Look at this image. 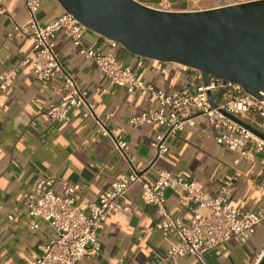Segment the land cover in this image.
Instances as JSON below:
<instances>
[{
    "label": "crops",
    "instance_id": "1",
    "mask_svg": "<svg viewBox=\"0 0 264 264\" xmlns=\"http://www.w3.org/2000/svg\"><path fill=\"white\" fill-rule=\"evenodd\" d=\"M167 11H196L249 0H135ZM65 12L56 0H41L37 12L40 25H46ZM30 18L24 0H0V75L13 70L32 46L22 32ZM54 48L66 71L78 87L87 91V101L107 123L111 133L127 143L128 160L114 149L111 138L97 132L84 108L70 111L57 122L44 113L49 104L60 100L63 90L58 77L42 80L28 65L19 67L13 83L0 91V264H22L35 260L39 248L53 238L46 222L37 220L32 228L24 202L36 183L52 176L60 183L77 185L78 206L96 201L112 182L131 168L144 171L142 181L151 184L155 168L173 175L192 178L210 196H216L224 179L235 173L230 204L240 212H264V154L245 159L235 150L215 141L221 130L213 129L204 117L184 128L168 142L167 153L149 168L155 150L151 143L164 130L158 123L134 126L130 119L158 108L157 100L146 90L127 92L109 83L94 63L83 56L63 32H57ZM85 46L94 45L129 65L140 80L165 94H172L187 82L191 71L182 65L135 56L101 35L86 30ZM141 184H134L123 200L125 210L109 215L99 226L100 249L88 247L76 264H152L163 257L174 237L157 227L161 220L152 206L141 199ZM169 214L188 225L192 205L183 194L166 192ZM264 246V220L249 238L229 239L223 247L206 254L202 261L183 256L179 264H254ZM161 264H170L167 262Z\"/></svg>",
    "mask_w": 264,
    "mask_h": 264
},
{
    "label": "built area",
    "instance_id": "2",
    "mask_svg": "<svg viewBox=\"0 0 264 264\" xmlns=\"http://www.w3.org/2000/svg\"><path fill=\"white\" fill-rule=\"evenodd\" d=\"M40 2L24 0L30 23L22 32L31 38L32 46L13 70L0 75V91L13 83L19 67L25 65L31 68L38 79L60 78L63 94L58 102L45 108V115L61 122L71 110L84 108L83 116L91 118L97 132L111 138L115 151L128 160L126 141L111 133L94 106L88 103L87 91L78 87L59 60L53 39L57 32H63L109 83L127 92L146 90L157 100L156 110L145 111L130 119L134 126L155 122L164 127L151 143L155 154L149 168H153L155 162L167 153L169 140L176 137L185 125H193L197 117L206 118L213 129L221 130L215 136V141L237 151L241 157L252 159L255 154H264V92L255 97L240 84L224 82L211 75L205 84L199 70L182 66L184 70L191 71L186 84L172 94H165L151 84H145L129 65L113 54L102 53L94 45L85 46L82 36L87 29L72 15L64 13L53 22L40 25L37 19ZM109 43L111 46L117 44L110 40ZM154 171L155 179L148 184L142 181L144 171L131 168L112 182L110 188L102 192L96 201L82 206H78L75 200L80 189L77 185L60 183L59 189L55 190L56 181L52 176L41 178L24 202V207L33 219L32 228L37 227V220H42L54 236L39 248L35 260L22 264H76L88 247L98 251L100 243L97 232L100 224L112 213L126 209L123 200L136 183L141 184L143 203L152 206L161 219L157 227L175 239L163 257L152 264H179L185 255H192L202 261L206 254L223 247L231 238L247 240L254 227L264 220L263 211L240 212L230 204L233 181L238 173L224 179L217 195L210 196L192 178L173 175L160 168ZM167 191L191 199L188 225L169 214L165 205ZM263 257L264 246L254 264H260Z\"/></svg>",
    "mask_w": 264,
    "mask_h": 264
},
{
    "label": "water",
    "instance_id": "3",
    "mask_svg": "<svg viewBox=\"0 0 264 264\" xmlns=\"http://www.w3.org/2000/svg\"><path fill=\"white\" fill-rule=\"evenodd\" d=\"M56 1L87 30L135 56L197 69L205 84L211 75L255 97L264 92V0L196 11L161 10L135 0Z\"/></svg>",
    "mask_w": 264,
    "mask_h": 264
}]
</instances>
